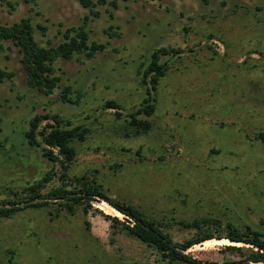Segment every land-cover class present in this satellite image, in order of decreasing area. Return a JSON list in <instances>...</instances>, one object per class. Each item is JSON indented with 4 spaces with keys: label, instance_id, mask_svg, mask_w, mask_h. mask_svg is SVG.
Returning <instances> with one entry per match:
<instances>
[{
    "label": "rangeland",
    "instance_id": "1",
    "mask_svg": "<svg viewBox=\"0 0 264 264\" xmlns=\"http://www.w3.org/2000/svg\"><path fill=\"white\" fill-rule=\"evenodd\" d=\"M8 1L13 6L0 0V22L30 17L43 46L58 44L67 27L88 16L89 42L104 48L91 58L57 59L58 87L44 95L27 85L17 48L4 42L0 68L14 74L0 80V200L14 199L13 191L48 172L53 178L42 193L62 182L59 161L23 136L30 118L51 113L69 121L66 127L89 128L83 142L72 143L67 177L96 178L108 196L168 223L175 240L188 234L178 220L201 216L264 231V142L257 138L264 131V0H117L116 9L97 4L98 17L77 0ZM159 47L182 52L161 58L169 67L155 93L152 128L119 137L117 126L145 96L137 69ZM64 87L75 103L61 101ZM107 100L120 109L103 108ZM53 123L42 120L39 129ZM117 212L95 198L87 213L52 203L0 218V264H7L8 249L15 264H163L137 238L113 232L106 215L131 221ZM222 241L186 252L206 264L239 259Z\"/></svg>",
    "mask_w": 264,
    "mask_h": 264
},
{
    "label": "trees",
    "instance_id": "2",
    "mask_svg": "<svg viewBox=\"0 0 264 264\" xmlns=\"http://www.w3.org/2000/svg\"><path fill=\"white\" fill-rule=\"evenodd\" d=\"M13 6L8 0L1 2ZM35 2L37 0H27ZM82 7L90 12V16L98 17L99 12L95 10L97 4H109L113 9L118 7L117 0H77ZM129 1V0H123ZM137 1V0H133ZM110 17L112 10H108ZM89 17L84 18L83 24L77 27H67L63 33V40L56 45H41L35 38V28L30 17H22L11 24L0 22V51L4 49V42L8 41L14 45L19 54L20 62L25 70L26 83L30 88L36 89L44 95L53 93L58 87L59 76L54 74L53 64L57 59H70L76 54H83L88 58L93 57L98 50L104 48V44L95 41L89 42V35L86 24ZM37 27L45 32L46 27L37 23ZM182 51L180 48L159 47L154 49L144 66L137 69L141 75L140 83L145 88V96L142 98L140 107L130 111L122 123L117 126L116 132L119 137L129 138L147 134L152 128L150 117L155 111V102L160 79L165 75L168 64L161 61L163 56H175ZM12 71L0 68V80L11 79ZM70 88L64 87L60 99L65 103H75L69 97ZM103 108L120 109L114 100H107ZM118 118L120 113H116ZM51 119L53 125L39 129L42 120ZM28 129L23 132L28 146L41 147L42 156L47 160L59 161L63 173L62 182L52 186L46 193H42L45 184L53 177V173H46L41 179L33 180L26 185L13 191L14 199L0 200V218L13 216L16 212L26 208H43L55 203L59 210L65 209L74 214L76 207H82L87 213L92 208V201L98 198L107 202L116 211L131 219L122 221L116 216L106 215L110 220V227L113 232H123L126 235L137 238L142 243L151 247L159 255L163 264H206L192 257L186 251L193 245L200 244L209 239L218 241L228 240L225 250L231 254H238L239 259H227L220 264H264V231H259L250 226H236L231 222H223L214 217H196L191 220H178L176 224L180 230L187 231V236L182 240H175L168 230V223L146 216L134 205L112 198L103 191V186L96 178H89L86 175L81 177H67V169L76 155V149L72 145L74 141L83 142L89 133V128L82 124L72 127L67 121L63 123L62 118L57 114L45 113L34 115L28 121ZM40 136V140H38ZM257 138L264 142V131L259 132ZM42 144L44 146L42 147ZM52 148L58 150L54 154ZM0 144V153H1ZM61 156L62 158H60ZM49 200H53L51 202ZM59 212V211H58ZM264 225V219H262ZM87 229L89 223L86 222ZM236 244V245H235ZM240 244V245H237ZM7 264H15L13 261L14 251L8 249Z\"/></svg>",
    "mask_w": 264,
    "mask_h": 264
},
{
    "label": "bare ground",
    "instance_id": "3",
    "mask_svg": "<svg viewBox=\"0 0 264 264\" xmlns=\"http://www.w3.org/2000/svg\"><path fill=\"white\" fill-rule=\"evenodd\" d=\"M118 213V212H117ZM118 214H120V213H118ZM227 241V240H226ZM225 241V244H233V243H230L229 241L228 242H226ZM219 242V241H218ZM223 242V241H222ZM222 244V243H221ZM238 245V244H237Z\"/></svg>",
    "mask_w": 264,
    "mask_h": 264
}]
</instances>
